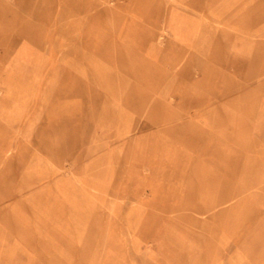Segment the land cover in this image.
<instances>
[{
    "label": "rangeland",
    "instance_id": "rangeland-1",
    "mask_svg": "<svg viewBox=\"0 0 264 264\" xmlns=\"http://www.w3.org/2000/svg\"><path fill=\"white\" fill-rule=\"evenodd\" d=\"M0 24V264H264V0Z\"/></svg>",
    "mask_w": 264,
    "mask_h": 264
},
{
    "label": "crops",
    "instance_id": "crops-1",
    "mask_svg": "<svg viewBox=\"0 0 264 264\" xmlns=\"http://www.w3.org/2000/svg\"><path fill=\"white\" fill-rule=\"evenodd\" d=\"M1 1H3V0H0V2H1ZM71 3H72V2H70V1H67V2H66V4H69V5H71ZM83 3H84V2H82V1L80 2V8H81V9H82ZM51 5H52V3H51ZM83 7H84V6H83ZM51 8H52V6H51ZM115 24H117V23L115 22L114 25H115ZM0 25H2V24H0ZM123 25H125V24H123ZM118 26H119V24H118ZM125 37H126V36H125ZM125 40H126V41H131V39H130V34H127V37L125 38Z\"/></svg>",
    "mask_w": 264,
    "mask_h": 264
},
{
    "label": "bare ground",
    "instance_id": "bare-ground-1",
    "mask_svg": "<svg viewBox=\"0 0 264 264\" xmlns=\"http://www.w3.org/2000/svg\"><path fill=\"white\" fill-rule=\"evenodd\" d=\"M29 1V0H28ZM206 1V0H205ZM211 3V1L209 2V4ZM212 4V3H211ZM214 4V3H213ZM25 7V6H24ZM207 7V6H206ZM26 9V8H25ZM21 10V9H20ZM25 11V10H24ZM36 13V12H35ZM219 23V22H218ZM57 82V81H56ZM54 86V85H53ZM53 88V87H52ZM45 104V103H44ZM30 121V120H29ZM14 148V147H13ZM16 150V149H15ZM13 151V150H12ZM17 153V152H16ZM8 175V174H7ZM10 177V176H9ZM130 240V239H129Z\"/></svg>",
    "mask_w": 264,
    "mask_h": 264
}]
</instances>
